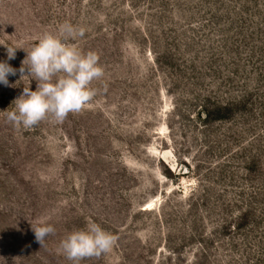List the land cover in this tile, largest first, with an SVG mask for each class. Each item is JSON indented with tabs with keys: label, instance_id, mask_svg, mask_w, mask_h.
I'll return each mask as SVG.
<instances>
[{
	"label": "rangeland",
	"instance_id": "obj_1",
	"mask_svg": "<svg viewBox=\"0 0 264 264\" xmlns=\"http://www.w3.org/2000/svg\"><path fill=\"white\" fill-rule=\"evenodd\" d=\"M65 21L105 75L62 123L0 112V264H71L88 220L116 242L81 264H264V0H0L10 65ZM9 84L0 111L37 82Z\"/></svg>",
	"mask_w": 264,
	"mask_h": 264
},
{
	"label": "clouds",
	"instance_id": "obj_2",
	"mask_svg": "<svg viewBox=\"0 0 264 264\" xmlns=\"http://www.w3.org/2000/svg\"><path fill=\"white\" fill-rule=\"evenodd\" d=\"M85 36V29L71 22L58 24L54 31L43 32L38 41L26 51V59L19 70L9 61L16 58L14 45L0 44L6 48L7 60H0V86L10 87L9 77L19 72L21 79L29 77L37 82L35 90L24 87L12 102L11 110L0 111L6 121L17 131L30 130L41 122L62 123L69 114H77L93 100L94 81L101 80L105 71L99 54L83 51L75 43ZM36 241L43 246L55 234L51 224L31 226ZM116 238L99 223L88 220L83 228L71 231L61 241L57 251L71 264H81L85 259L109 254Z\"/></svg>",
	"mask_w": 264,
	"mask_h": 264
}]
</instances>
